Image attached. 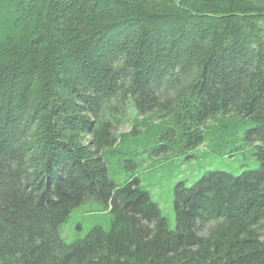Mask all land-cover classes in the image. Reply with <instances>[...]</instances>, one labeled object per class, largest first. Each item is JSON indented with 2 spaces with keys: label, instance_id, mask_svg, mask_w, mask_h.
I'll return each mask as SVG.
<instances>
[{
  "label": "trees",
  "instance_id": "16d2710c",
  "mask_svg": "<svg viewBox=\"0 0 264 264\" xmlns=\"http://www.w3.org/2000/svg\"><path fill=\"white\" fill-rule=\"evenodd\" d=\"M238 134L257 169L178 184L174 231L109 177ZM81 206L110 227L68 244ZM0 264H264V0H0Z\"/></svg>",
  "mask_w": 264,
  "mask_h": 264
},
{
  "label": "rangeland",
  "instance_id": "374dc122",
  "mask_svg": "<svg viewBox=\"0 0 264 264\" xmlns=\"http://www.w3.org/2000/svg\"><path fill=\"white\" fill-rule=\"evenodd\" d=\"M165 143L164 140L158 142ZM158 144L152 143L143 153L138 151V144L133 138L124 140L121 153L112 159L109 177L117 185H123L133 177L137 178L143 189L149 193L152 202L158 205L170 231L176 229L174 190L178 184L192 187L209 171H222L239 176L258 167L254 156L255 148L249 145L241 147L243 144L239 134L207 140L200 147L190 150L172 152L167 148L155 152L156 155H150V149ZM236 147L239 149H235ZM96 226L109 229L108 212L104 208L97 211L81 206L74 209L62 224L60 236L70 244L85 237Z\"/></svg>",
  "mask_w": 264,
  "mask_h": 264
}]
</instances>
